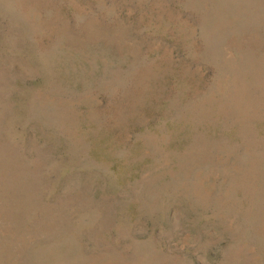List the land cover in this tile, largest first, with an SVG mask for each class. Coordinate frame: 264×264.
Wrapping results in <instances>:
<instances>
[{"label":"rangeland","instance_id":"obj_1","mask_svg":"<svg viewBox=\"0 0 264 264\" xmlns=\"http://www.w3.org/2000/svg\"><path fill=\"white\" fill-rule=\"evenodd\" d=\"M0 264H264V0H0Z\"/></svg>","mask_w":264,"mask_h":264}]
</instances>
